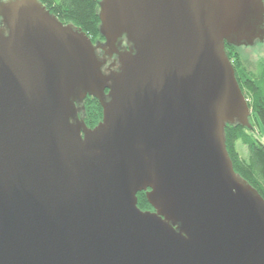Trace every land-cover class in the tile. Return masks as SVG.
I'll list each match as a JSON object with an SVG mask.
<instances>
[{
    "label": "water",
    "instance_id": "1",
    "mask_svg": "<svg viewBox=\"0 0 264 264\" xmlns=\"http://www.w3.org/2000/svg\"><path fill=\"white\" fill-rule=\"evenodd\" d=\"M99 9L94 43L0 0V264H264V198L225 133L252 115L226 44L264 38V0Z\"/></svg>",
    "mask_w": 264,
    "mask_h": 264
},
{
    "label": "trees",
    "instance_id": "2",
    "mask_svg": "<svg viewBox=\"0 0 264 264\" xmlns=\"http://www.w3.org/2000/svg\"><path fill=\"white\" fill-rule=\"evenodd\" d=\"M38 1H41L60 22L74 24L83 32L85 31L92 42L103 41L99 31L101 26L100 0ZM226 52L235 69L240 89L252 110L249 119L250 128L241 124L228 125L226 128L228 154L231 156L236 173L242 176L264 198V143L260 140L261 125L264 128V60L259 62L256 71H252L244 65L238 47L226 44ZM83 107L85 110L82 117H84L87 127H96L103 119V108L99 101L89 96L83 103ZM240 145L244 147V151L239 149ZM138 201L141 210L152 211V207L146 199V192L138 194Z\"/></svg>",
    "mask_w": 264,
    "mask_h": 264
},
{
    "label": "rangeland",
    "instance_id": "3",
    "mask_svg": "<svg viewBox=\"0 0 264 264\" xmlns=\"http://www.w3.org/2000/svg\"><path fill=\"white\" fill-rule=\"evenodd\" d=\"M97 40L95 42H98ZM103 42V41H102ZM240 54L243 57V62L246 67H248L252 71H256L258 69V64L260 61L264 60V38L256 39L255 43L252 45H247L246 47H238ZM251 120H253L251 118ZM254 121V120H253ZM261 135L260 140L264 143V128L261 125ZM241 151H244V147L240 145L239 148Z\"/></svg>",
    "mask_w": 264,
    "mask_h": 264
},
{
    "label": "flooded vegetation",
    "instance_id": "4",
    "mask_svg": "<svg viewBox=\"0 0 264 264\" xmlns=\"http://www.w3.org/2000/svg\"><path fill=\"white\" fill-rule=\"evenodd\" d=\"M103 42H105V41H103ZM82 106H83V104H79V105H78V107H80V109H81V111L78 113L79 116H82V113H83L84 110H85Z\"/></svg>",
    "mask_w": 264,
    "mask_h": 264
}]
</instances>
